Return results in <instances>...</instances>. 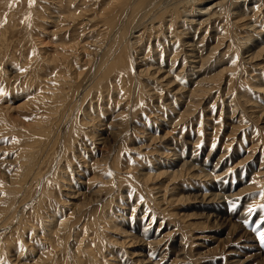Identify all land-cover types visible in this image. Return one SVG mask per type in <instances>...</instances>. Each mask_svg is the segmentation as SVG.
I'll return each mask as SVG.
<instances>
[{
    "label": "rangeland",
    "instance_id": "rangeland-1",
    "mask_svg": "<svg viewBox=\"0 0 264 264\" xmlns=\"http://www.w3.org/2000/svg\"><path fill=\"white\" fill-rule=\"evenodd\" d=\"M264 0H0V264H264Z\"/></svg>",
    "mask_w": 264,
    "mask_h": 264
},
{
    "label": "snow or ice",
    "instance_id": "snow-or-ice-1",
    "mask_svg": "<svg viewBox=\"0 0 264 264\" xmlns=\"http://www.w3.org/2000/svg\"><path fill=\"white\" fill-rule=\"evenodd\" d=\"M261 235H262V238H264V233H262Z\"/></svg>",
    "mask_w": 264,
    "mask_h": 264
}]
</instances>
